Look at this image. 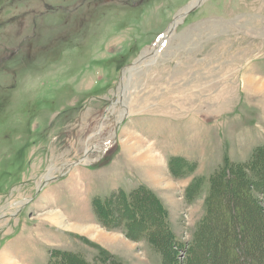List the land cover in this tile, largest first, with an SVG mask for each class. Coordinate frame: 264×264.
<instances>
[{
  "label": "rangeland",
  "instance_id": "1",
  "mask_svg": "<svg viewBox=\"0 0 264 264\" xmlns=\"http://www.w3.org/2000/svg\"><path fill=\"white\" fill-rule=\"evenodd\" d=\"M192 1L0 0V264H264V0Z\"/></svg>",
  "mask_w": 264,
  "mask_h": 264
},
{
  "label": "bare ground",
  "instance_id": "2",
  "mask_svg": "<svg viewBox=\"0 0 264 264\" xmlns=\"http://www.w3.org/2000/svg\"><path fill=\"white\" fill-rule=\"evenodd\" d=\"M202 0H193L192 3L188 6L183 8L179 14L177 15V18L175 22L166 30V32L160 37L158 42L153 46V48L150 51L156 50L160 51L161 48L166 44L167 40L169 39V36L174 33L176 25L182 20V16H184L190 9L194 8L196 5H198ZM148 52V49L144 51V54L140 57L141 61L139 63H142L144 61V58L146 57V53ZM138 67L132 66L126 69L124 72V80L119 88V95L121 97L120 102L124 106L125 98H126V87H128L130 80L132 79V73L137 70ZM126 106V105H125ZM126 114L125 110L120 113L119 119L121 120L124 115ZM88 152H86L87 154ZM85 154V156H86ZM51 169V168H50ZM49 176V175H48ZM40 184V182H39ZM41 185V184H40Z\"/></svg>",
  "mask_w": 264,
  "mask_h": 264
},
{
  "label": "trees",
  "instance_id": "3",
  "mask_svg": "<svg viewBox=\"0 0 264 264\" xmlns=\"http://www.w3.org/2000/svg\"><path fill=\"white\" fill-rule=\"evenodd\" d=\"M126 201H127V199H126ZM127 204H131V198H129V197H128ZM79 263L80 264H86V262H83V261H80ZM90 264H92V263H90ZM113 264H127V263H125L124 261L115 260Z\"/></svg>",
  "mask_w": 264,
  "mask_h": 264
},
{
  "label": "water",
  "instance_id": "4",
  "mask_svg": "<svg viewBox=\"0 0 264 264\" xmlns=\"http://www.w3.org/2000/svg\"><path fill=\"white\" fill-rule=\"evenodd\" d=\"M200 3H201V2H200ZM200 3H199V4H200ZM199 4H198V5H199ZM198 5H196V6H195L194 8H192V9H190V10H189L184 16H182V18H184L189 12L193 11ZM176 18H177V17H175V19L173 20V22L171 23V25L175 22ZM182 18H181V19H182ZM133 65H134V64H133ZM133 65H132V66H133ZM79 162H80V161H79ZM46 182H47V181H46ZM44 185H45V184H44Z\"/></svg>",
  "mask_w": 264,
  "mask_h": 264
}]
</instances>
